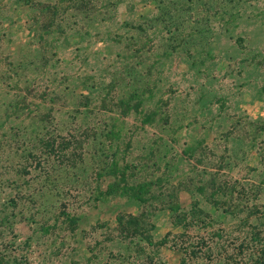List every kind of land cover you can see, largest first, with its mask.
<instances>
[{
    "label": "rangeland",
    "instance_id": "1",
    "mask_svg": "<svg viewBox=\"0 0 264 264\" xmlns=\"http://www.w3.org/2000/svg\"><path fill=\"white\" fill-rule=\"evenodd\" d=\"M262 257L264 0H0V264Z\"/></svg>",
    "mask_w": 264,
    "mask_h": 264
},
{
    "label": "crops",
    "instance_id": "2",
    "mask_svg": "<svg viewBox=\"0 0 264 264\" xmlns=\"http://www.w3.org/2000/svg\"><path fill=\"white\" fill-rule=\"evenodd\" d=\"M127 215H130V214H127ZM155 232L157 233V236H159V237L163 233V231H162L161 227L159 226V224L156 225Z\"/></svg>",
    "mask_w": 264,
    "mask_h": 264
},
{
    "label": "trees",
    "instance_id": "3",
    "mask_svg": "<svg viewBox=\"0 0 264 264\" xmlns=\"http://www.w3.org/2000/svg\"><path fill=\"white\" fill-rule=\"evenodd\" d=\"M129 219L134 220V216L130 215L129 216ZM134 226H136V225H134ZM259 260H260L259 262H262V260H264V258L263 257L262 258H259Z\"/></svg>",
    "mask_w": 264,
    "mask_h": 264
}]
</instances>
